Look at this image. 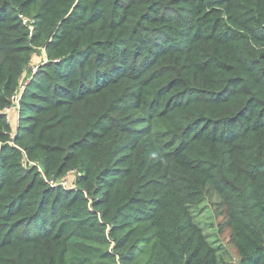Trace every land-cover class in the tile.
<instances>
[{
    "label": "trees",
    "instance_id": "1",
    "mask_svg": "<svg viewBox=\"0 0 264 264\" xmlns=\"http://www.w3.org/2000/svg\"><path fill=\"white\" fill-rule=\"evenodd\" d=\"M0 264H264V0H0Z\"/></svg>",
    "mask_w": 264,
    "mask_h": 264
},
{
    "label": "rangeland",
    "instance_id": "2",
    "mask_svg": "<svg viewBox=\"0 0 264 264\" xmlns=\"http://www.w3.org/2000/svg\"><path fill=\"white\" fill-rule=\"evenodd\" d=\"M42 60L41 55H34L33 60L28 66V68L23 73V80L26 81L30 75L31 71L40 65ZM8 119L11 122V126L15 129L16 126V112L13 109L7 112ZM73 180L72 176L68 178V181ZM189 211L191 213L193 222L201 229L203 235L205 236L207 242L215 250L218 263L221 261H232L236 263V259L231 255V253L226 249L225 240L226 238L219 237L217 235V230L214 221V215L206 201L198 202L194 205L189 206Z\"/></svg>",
    "mask_w": 264,
    "mask_h": 264
},
{
    "label": "built area",
    "instance_id": "3",
    "mask_svg": "<svg viewBox=\"0 0 264 264\" xmlns=\"http://www.w3.org/2000/svg\"><path fill=\"white\" fill-rule=\"evenodd\" d=\"M38 170L40 172H42V170L40 168ZM70 176H72V178H73V180L71 182L68 181V178ZM43 177L45 178V176H43ZM74 179H75V173H74V171H71L64 178L60 179L59 181H49V184L51 186L61 185L65 188H73L74 187V184H73Z\"/></svg>",
    "mask_w": 264,
    "mask_h": 264
}]
</instances>
